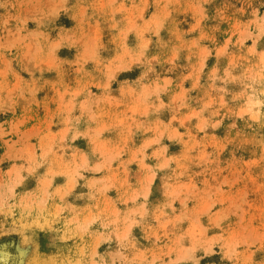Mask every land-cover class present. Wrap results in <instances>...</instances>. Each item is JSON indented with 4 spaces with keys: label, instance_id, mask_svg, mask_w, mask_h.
<instances>
[{
    "label": "rangeland",
    "instance_id": "rangeland-1",
    "mask_svg": "<svg viewBox=\"0 0 264 264\" xmlns=\"http://www.w3.org/2000/svg\"><path fill=\"white\" fill-rule=\"evenodd\" d=\"M0 264H264V0H0Z\"/></svg>",
    "mask_w": 264,
    "mask_h": 264
},
{
    "label": "bare ground",
    "instance_id": "bare-ground-1",
    "mask_svg": "<svg viewBox=\"0 0 264 264\" xmlns=\"http://www.w3.org/2000/svg\"><path fill=\"white\" fill-rule=\"evenodd\" d=\"M185 252H186V251H185ZM185 252H184V253H185ZM192 252H193V251H192ZM184 253H183V254H184ZM181 255H182V254H181ZM183 256H184V257H187V258H193L194 255L190 252V250H189V251L187 250V252H186ZM183 256L181 257L182 259H187V258H183Z\"/></svg>",
    "mask_w": 264,
    "mask_h": 264
}]
</instances>
